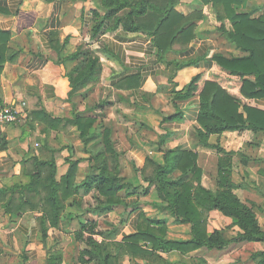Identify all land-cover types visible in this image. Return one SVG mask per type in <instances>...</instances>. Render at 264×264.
I'll return each mask as SVG.
<instances>
[{
	"label": "crops",
	"instance_id": "0c3cea01",
	"mask_svg": "<svg viewBox=\"0 0 264 264\" xmlns=\"http://www.w3.org/2000/svg\"><path fill=\"white\" fill-rule=\"evenodd\" d=\"M179 1L176 10L185 16L204 9L200 0ZM239 10L257 18L264 14V0H246ZM94 11L100 16L104 14L99 0H0V30L9 33L7 53L14 55V60L8 59L0 71V103H24V114L18 121L0 125V136L7 140V147L0 150V264H47L49 255L44 245L65 240L79 245L74 235L80 223L88 221H94L99 230H109L105 232L109 238L120 239L126 233L136 232L141 215L151 216L149 211L161 204L155 191H142L147 183L140 175L150 172L145 167L147 159L163 164L166 150H192L198 143L195 125L199 97L174 99L173 91L182 90L198 71L211 70L214 54H242L204 16L196 22L194 38L184 53L172 51L160 59L151 37L142 31L127 32L119 26L91 38L97 19ZM83 40L99 50L100 68L95 81L68 97L66 74L76 61L65 58ZM175 63L189 64L181 68ZM256 103L264 108V99ZM95 105L100 107L93 108ZM86 107L91 109L88 115L98 116L96 132L102 136L105 128L111 129L113 148L119 153L118 172L131 186L119 191L121 204L103 213L88 210L93 204L92 191L79 190L66 204L58 226L49 228L44 239L41 212L17 210L18 194H12L10 188L29 181L34 160L54 159L59 179L67 170L68 159L82 158L76 174V182H82L88 172L84 159L90 156L84 148L92 142L85 146L76 127L46 128L33 113L43 110L53 117L70 118L73 112ZM176 113V119H164ZM217 139L218 136H210L209 143L225 144L227 137L221 135ZM197 153L204 172L213 174L217 157L205 151ZM259 154L264 155V150ZM10 198L11 207L6 206ZM164 218L168 224L173 222L163 212H156V219ZM116 224L117 229L109 233L111 225ZM170 225L169 230L174 233L167 232L168 239L191 238L188 224ZM223 250L200 248L161 256L168 264L176 259L184 264H235V249H228L226 258V252L221 256ZM56 252L59 264H71L69 249L58 247ZM214 254H220L219 260L210 259Z\"/></svg>",
	"mask_w": 264,
	"mask_h": 264
},
{
	"label": "trees",
	"instance_id": "16d2710c",
	"mask_svg": "<svg viewBox=\"0 0 264 264\" xmlns=\"http://www.w3.org/2000/svg\"><path fill=\"white\" fill-rule=\"evenodd\" d=\"M179 2L99 0L104 14L100 16L93 12L97 19L91 29V38L119 26L127 32L142 31L151 37L155 54L164 59L169 52L184 53L187 50L194 38L196 22L205 16L207 22L242 53L240 56L214 54L211 70L195 73L179 91L184 93L173 91L174 99L199 97L195 125L197 145L192 150H166L163 164L151 159L146 161L145 167L153 166V169L149 175H144L147 187L143 192L155 191L161 201V211L175 224H188L191 238L170 240L166 237V218L149 219L142 214L136 232L124 234L119 242H107L105 239L98 242L93 237L100 234L95 230L96 223L88 221L80 223L75 234V240L85 245L78 256L80 264H121L125 252L132 255L131 260L140 258L141 264H168L161 253L178 251L185 254L200 248L223 250L240 242H264V232L259 229L255 213L232 192L238 185L231 179L234 157L245 164L264 161V155L259 154L264 150V108L256 103L264 99V14L252 18L251 13L240 11V5L246 0H200L204 5L203 11L185 16L176 10ZM8 41L9 33L0 30V71L8 59L14 60V55L7 53ZM68 60L76 61L66 74L70 97L95 81L100 67L98 59L88 56V52L81 48L68 55L65 61ZM188 64L175 63L181 68ZM98 107L100 105L93 108ZM89 110L86 107L73 112L70 118L53 117L43 110L33 113L45 123L46 128L76 127L85 146L92 142L84 148L90 156L84 159L88 162V172L82 182H76L82 158L68 159L67 170L59 179L54 159L34 160L29 181L10 188L12 194H18L17 210L41 212L44 239L49 228L58 226L66 204L79 190L92 191L93 204L88 210L103 213L121 204L119 191L131 186L118 172L119 153L113 148L111 129L105 128L102 136L96 132L98 116L88 115ZM177 117L179 114L176 113L164 119ZM221 135L227 137L225 144L219 141L209 143L210 136H218L219 139ZM6 147V138L0 136V150ZM198 151L217 157L214 184L209 180V176L214 174L205 173L198 164ZM11 201L12 198L6 206L11 207ZM210 210L236 219L239 231L232 237L224 229L206 233L203 215ZM46 224L47 228L44 227ZM253 259H258L257 264H264V251L255 253ZM59 263L55 257L47 259V264Z\"/></svg>",
	"mask_w": 264,
	"mask_h": 264
},
{
	"label": "rangeland",
	"instance_id": "374dc122",
	"mask_svg": "<svg viewBox=\"0 0 264 264\" xmlns=\"http://www.w3.org/2000/svg\"><path fill=\"white\" fill-rule=\"evenodd\" d=\"M85 42H87V40H83V42L81 43V45H79L78 48H81L83 51H87L88 56L99 59V53H100L98 52L99 50L94 49V48L92 49V47H89L88 45H86ZM251 155L253 156L254 153H251ZM152 161L155 163H159L155 160H152ZM147 168L150 169L149 170L150 172H146L147 173V174L145 173L146 176L151 173L153 166H151L150 168L149 167ZM231 169H232L231 179L234 183H236V185H238V188L233 189L232 192L239 198V200H241V202L246 204L248 207L252 208L253 212L256 215V221L258 223L259 229L264 232V161L248 162L247 164H245V162H242L238 157H234L232 159ZM212 172L214 175L209 176L210 177L209 180L211 184H214V176L216 174V168H214ZM145 174H142V176L140 175V178L145 183H147V181L144 179ZM142 185H145V184H142ZM160 205L161 204L155 205L154 209L149 211V213H151V216L148 217L149 219H156V212L157 213L162 212ZM144 215L146 216V214ZM203 219L205 222L203 227L205 228L206 233H211L215 229H224L226 231V234L229 237H232L236 234V232L239 231V228L235 225L236 219L225 216L217 210H210V211L204 212ZM172 223L173 222H170L169 224L167 223L166 233L167 232L174 233L171 228L169 230V226H171L170 224ZM117 224L120 225L119 223ZM117 224L111 225V229H110L111 232L109 233H113V231L117 229L118 227ZM95 230L100 233L98 235H94V238L98 242H101L102 240H104L103 239L104 237H107V240H106L107 242L113 243V242L121 241V238L120 239H114V237L109 238L110 235L109 234L107 235L105 233V232H108L109 230H99L98 228H96ZM78 243L79 245L72 244L71 241L65 240L57 244L54 242L52 245V243L48 242L44 245L45 246L44 251L48 253L49 257H56V256L58 257L59 254L56 252V249L58 247H61L62 249L63 248L69 249V253L72 255V260L70 259V263L80 264L77 261L78 256L80 254V251L85 247V245L84 243H80V242ZM230 248H234L235 249L234 253L237 254L235 259L234 257L232 258L234 259L235 264H257L258 259L254 260L253 255L255 253L264 251V242H240V243L234 244L233 246L230 245L228 248L224 249L223 251H220L222 253L221 256H223L224 253L226 252V254L223 256L224 258H226L229 252L227 250ZM167 255L166 257H169ZM130 256L132 255L129 254L128 252H125V254L123 255V260L121 264H137V263L141 264L142 263L140 262L141 261L140 258H136V260H131ZM219 258H220V254L219 256L214 254L210 259L212 261H215V260H219ZM163 259L167 261L164 257ZM173 261H174L173 264H184V262H181L180 260H177V259ZM87 264H94V263H87Z\"/></svg>",
	"mask_w": 264,
	"mask_h": 264
},
{
	"label": "built area",
	"instance_id": "2783aa9c",
	"mask_svg": "<svg viewBox=\"0 0 264 264\" xmlns=\"http://www.w3.org/2000/svg\"><path fill=\"white\" fill-rule=\"evenodd\" d=\"M24 103L20 106L0 103V125H9L18 121L24 114Z\"/></svg>",
	"mask_w": 264,
	"mask_h": 264
}]
</instances>
